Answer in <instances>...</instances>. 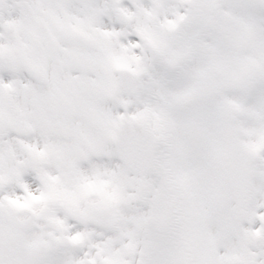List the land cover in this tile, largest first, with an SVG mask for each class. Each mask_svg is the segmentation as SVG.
<instances>
[{
	"label": "rangeland",
	"instance_id": "rangeland-1",
	"mask_svg": "<svg viewBox=\"0 0 264 264\" xmlns=\"http://www.w3.org/2000/svg\"><path fill=\"white\" fill-rule=\"evenodd\" d=\"M36 1L38 0H6V5H4L3 2L0 3V11H2L4 7L8 6L9 9L6 12L5 18L10 19L13 22L18 21V24H24V22L28 20V17H30L31 12V9L25 7V4L28 2H32L33 4ZM45 1L48 2L49 7L54 8L58 11V20L56 21L57 24L53 25L50 30L53 31L54 34L59 35L57 36L59 46L54 47V49L47 50L44 47L43 43L46 40L44 34L41 35L40 33H37L36 37L34 36V34H32V37L27 34L23 38H20L24 34L21 31L17 33L16 30L15 32L17 33V39L13 40L15 35L11 36V42L13 44H17L20 49L22 43L26 41L25 45L29 46L30 50H26L25 52L21 53H18L20 50L14 53L11 52L10 56L8 55V57L0 59V82L5 81V78L15 79L16 81L18 80L17 87L14 90H12L10 93H6L4 96L0 95V111L1 115L5 114L4 118L6 119L3 120V116L0 117V158L3 159V161H1L0 159V174H9L11 190L7 192L8 197L20 198V194L22 193L24 186L28 185V179L22 181V179L18 175L19 172L22 173L23 170H25L27 171V173L30 172L34 175L36 173L34 169L29 166L26 168H20L19 166L21 159H24V162H26L27 164H34L39 162L37 165L38 168L44 167L48 162V159L45 162H41L42 160L39 161V159H36L35 156H32V154L35 153L36 145H39V143L41 144L44 141L39 135H37L36 137H32L27 133L26 135L23 133V135L19 137L17 133L22 131V126H24V130L27 132H30V130H37L38 128L35 124V120L50 118V114L52 113L50 112L51 109L53 111L57 110V113L60 111L59 114L65 116L68 121L72 123V121L74 122V120L70 119L66 113H72L78 110L79 115L77 121L83 122V124L78 123L79 127H75L73 124H69V132L71 133H68V140L57 143L60 150L62 147H64L62 149V154L64 155L68 152L72 153L73 150H75L76 153L77 148L84 144V141L78 139V137L75 136V134L72 132H74L76 128H83V131L89 133V121L86 122L85 118L87 116L88 109L85 103H87L89 99L92 102L97 100L96 98L99 96L98 90L103 82V79L101 77L103 75V65L106 63V59L108 57L107 56L104 59H99L100 54H98L96 51L90 52V50L86 46L77 41L76 42L78 43V48H76L73 44V42H75L74 39H64L63 37L68 34V32L66 31L68 29L67 24L70 23L71 20H74L73 18L76 19L85 18L86 16L89 17L94 13L91 10H96L100 7L111 6L110 1ZM207 3L208 1L205 2V4ZM218 3L219 5H221V3H223V0L219 1ZM236 3L248 4V2H245L244 0H236ZM215 6H217V1L215 2ZM218 7L219 6L214 8L219 10ZM256 8L259 7H254V9ZM174 10L175 8L172 7V11ZM219 13L220 11L217 12V14ZM252 15L264 21L263 12L255 11ZM208 18L209 17H203L201 19L202 22L197 21L196 23L194 22L192 24L191 38L196 41L195 43L186 42L183 46L182 42L181 46L179 41L183 35H170L168 36V38H170L171 40L168 39L165 41L169 47H174L172 44H179L180 47L178 48H183L186 55H191L190 52H194V50H196L197 53L194 55H197L198 57L197 63H194L193 66L188 65L187 56L185 59L186 63H184L183 60L184 67L186 68L185 72H179L177 71V68H169V70L165 71L164 73L161 72V74H159L157 72L156 79H154L161 86H164V84H166L165 87H171L176 79L181 76V74L179 73H184L187 79L191 82V84H189L188 82V85L181 90L183 92H186L192 87L196 86L198 77L207 68L212 66L216 67L217 74L214 79V83L217 87V91L222 93L223 95L221 96L215 93L217 95L214 96L212 100L196 99L194 101L196 116H203L204 113L203 111L200 112V108H202V105L205 108L208 104H212V106L214 107L213 111L218 116L219 112L217 111V104H219L220 101L218 99L221 97H225L224 99L230 100L229 95L226 93V89L223 88V85L226 83V79H228V75H230V62L228 59V35L230 30L234 31L233 37L241 35L243 30H241L240 28L242 27V25L239 26L238 24H236L231 28L230 26L235 23L234 21H237L238 23H243L246 21L245 17H234L229 24V21L227 19H224L222 26L217 28L212 27V29L207 28V30L206 28L204 29V27L202 28V25L204 24L203 20L205 19L204 21H206ZM68 19L70 20L67 21ZM27 25L30 24L28 23ZM255 25L257 29V37L256 40L253 41V43L249 46L254 49L257 48L258 43L264 42V26L261 24L259 25L258 23H256ZM56 30H58L59 33H56ZM225 30L227 31L226 38L224 37ZM186 36L187 35L184 34V37ZM15 41H18V43ZM190 48H193L194 50H190ZM179 52H181V50H179ZM106 53H108L110 57L115 56L111 51H107ZM22 55H25L30 64L32 63L31 65L34 66L41 64V62L46 63L49 61V59H52L55 56L62 58V63L64 64V66H66L67 71L66 74L59 76L58 80H56V82L60 85V90H55L56 88L54 86L57 85V83H54V86H52V91H48L46 89L37 91L24 89L25 85H27L25 82L26 78L25 76L22 77V75L20 74V70H17L15 65L21 59ZM97 62L98 64H95ZM92 73L94 74V77L92 78L94 80V84L90 88L89 92L92 93L88 98L85 95L86 93L84 88L86 86L87 80L91 83L92 79L90 80L89 76ZM33 83L34 82H32L31 85ZM141 96L142 94L139 98L131 97V103L133 104L135 102L136 104V100L141 99ZM175 96L177 97L178 95L172 94L168 96L165 99V103L167 104L168 99H174ZM126 99L127 98H125V100ZM215 103L217 104L214 105ZM9 110L11 113L9 115L10 117L8 118L7 113L9 112ZM169 111L178 112V117L175 120V122L180 124L179 132H176L177 139L180 141H186L188 139L187 143L190 144L195 137L190 134L186 135L181 132L183 130L184 132H188L191 127L194 130L195 126H193V123L191 122L190 127H188V120L190 119L188 116H181L183 110H180V107H176L175 109ZM240 111L242 115L239 121L236 122L235 126L239 127L241 130L243 127L244 132H242L244 134L240 133V138L244 142H247V145H251L257 138L255 134L260 135L262 132H264V119L262 120L261 125L259 123L256 124V128L254 130L255 133L251 134L247 131L249 125L248 119L251 115H247V113L245 114L244 109L241 106ZM101 113V111H97L96 117ZM219 116L218 118L220 120V126L216 122V120H214V118H210L209 120H207L206 124L208 126V129L211 130V134L213 135L211 137L212 149L216 151L219 150L218 152H222L224 142H228V136L226 134L227 124L221 118V116ZM182 118H184V120L182 122H179ZM24 119L26 120V122H24ZM220 127L221 134L218 133ZM6 130H8L11 134L9 139L4 138ZM96 134L99 135V133ZM171 145L172 143L170 142L169 146ZM7 154H9V156ZM56 154H61V152L57 151ZM111 154L113 158L110 156L105 162L97 165L92 164V161L88 165V167L84 169V171H80L79 175L75 176V172H77L78 168H80L78 166V168L74 171V174L71 175V178L75 180V182L82 179H88V182L93 180L105 181L113 177L116 170H119L121 171V178L116 179L113 183V186H115L119 180H126L128 183L129 181H132L129 179L130 177L126 176L125 173L121 170L120 164L116 160L115 153L113 155V151H111ZM71 157L72 156H68L67 158ZM89 157L92 158L91 156ZM51 158H54V165L56 169L59 170L62 165L61 163H55V160L62 159L63 157H61V155H55ZM224 160L225 158L224 156H222L219 167L221 169L220 172L223 171L225 167L226 175L221 174L214 169V167L217 166L219 162H215L213 165H210V163L207 165L202 163L201 159L196 158L195 162L193 163L195 170L194 175H196V177H194L192 174H189L187 171H184L182 175L184 176L186 183L176 190V196H174L175 193H173V191L163 192V181H157L154 172L153 174H151L150 178L147 181L151 185L152 183H154L156 187L157 192L154 195L153 199L149 197V194L141 190V196L139 197L135 206L129 205L128 207H121L119 209H116V215H118V219L113 218V216L111 218V221H117L121 224V232L118 231L115 233H109L107 231H104L102 233L101 230H98V232L104 235L105 238H107V241L110 240V247L114 248L116 245H122L124 247L122 251L128 250L127 248L130 247L131 242H133L134 240V226H136V224L140 220H146L148 218V215H153L152 217L154 223H152V225H155L156 228L152 230H149V228L143 229L144 231L141 236L142 244L144 246L143 259L144 261H147V264H180L181 258L185 259L184 255H190L185 248L187 245V237L191 243H194L195 239H197L196 249L199 258V264H230L229 256L237 254L240 251L241 239H244L250 228H256L257 226L254 224L252 227H249L248 223L246 225L240 224L237 209L233 200L232 189L228 180V164L227 162L225 163ZM164 162L167 166L169 163L168 155H164ZM181 165L185 170L184 165ZM54 171V168L49 169L48 174L52 175ZM253 171L255 176L254 198L252 207L249 211V215L250 217H252V220L253 215L259 212H264L263 209L261 211V202L264 198V163L255 166ZM131 184L135 185L133 181L131 182ZM110 189L112 191L116 190L115 187H110ZM130 196L131 191H123L122 201ZM171 197H173L175 199V202L177 203L176 211H173L171 208H169V201ZM0 200L3 201L2 199ZM106 201H108V198H106ZM96 203H98V201L96 200L88 201L82 208L87 210V208L90 207L92 211L94 208H98V206H96ZM124 203L125 202H123V204ZM41 208L42 207H39L38 209L35 208V211H39ZM78 211L79 210H77V212ZM49 212L51 213V211ZM107 213H110V211ZM167 213L169 215H181L180 218L182 225L174 227L175 230L172 232L175 233L173 241L172 237L169 238L173 242V247L170 249L172 250V255L174 254L175 249L180 252L181 256H176V258L172 255L167 256L168 254L166 250H164L162 247H158L154 252H152V249L150 247L152 242L157 241L160 245L163 246L164 242L166 241L165 239L167 233L165 232L164 234H162V228L166 225V215H168ZM11 215L12 214L7 212L5 209H0V242L5 232L7 230H11V227H13L14 225H17L15 223H19L20 219H14V216ZM129 215L136 216L128 218ZM129 219H132L133 222H130ZM87 226L88 225H82L81 230L92 231L93 228ZM150 236L154 241L149 240L146 244L143 240L150 238ZM141 239L139 240L141 241ZM115 240L117 241L114 242ZM245 250L246 254L248 253L249 258L252 259L251 264H262L261 260H264V250L262 252L251 251L248 248ZM114 251L116 254H118L120 251V247L114 248Z\"/></svg>",
	"mask_w": 264,
	"mask_h": 264
},
{
	"label": "water",
	"instance_id": "water-1",
	"mask_svg": "<svg viewBox=\"0 0 264 264\" xmlns=\"http://www.w3.org/2000/svg\"><path fill=\"white\" fill-rule=\"evenodd\" d=\"M15 250L6 252L1 256V264H18L19 257L15 255Z\"/></svg>",
	"mask_w": 264,
	"mask_h": 264
}]
</instances>
